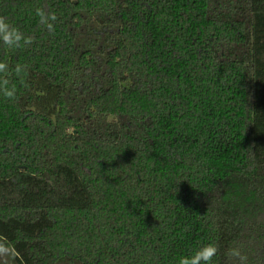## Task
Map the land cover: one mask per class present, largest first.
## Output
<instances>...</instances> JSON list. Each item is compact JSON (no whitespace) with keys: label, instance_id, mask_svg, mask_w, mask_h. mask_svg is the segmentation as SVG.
<instances>
[{"label":"trees","instance_id":"trees-1","mask_svg":"<svg viewBox=\"0 0 264 264\" xmlns=\"http://www.w3.org/2000/svg\"><path fill=\"white\" fill-rule=\"evenodd\" d=\"M0 20L21 36L0 40V253L264 264V1L0 0Z\"/></svg>","mask_w":264,"mask_h":264},{"label":"clouds","instance_id":"clouds-1","mask_svg":"<svg viewBox=\"0 0 264 264\" xmlns=\"http://www.w3.org/2000/svg\"><path fill=\"white\" fill-rule=\"evenodd\" d=\"M20 39L21 36L15 29H10L8 24H6L3 20H0V40L9 46H14L20 41ZM2 67L3 66L0 65V68ZM8 95H11V93H8ZM0 251L5 250L0 249ZM214 252L215 249L211 246H208L203 250V252L197 253V256L207 261L214 254ZM180 264H190V262L188 260L181 259ZM192 264H194V262H192Z\"/></svg>","mask_w":264,"mask_h":264},{"label":"rangeland","instance_id":"rangeland-1","mask_svg":"<svg viewBox=\"0 0 264 264\" xmlns=\"http://www.w3.org/2000/svg\"><path fill=\"white\" fill-rule=\"evenodd\" d=\"M264 0H257L258 5H263ZM0 264H12L10 254L8 252L0 253Z\"/></svg>","mask_w":264,"mask_h":264}]
</instances>
